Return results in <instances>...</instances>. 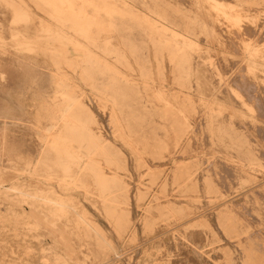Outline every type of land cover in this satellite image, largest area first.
I'll list each match as a JSON object with an SVG mask.
<instances>
[{"label": "rangeland", "instance_id": "1", "mask_svg": "<svg viewBox=\"0 0 264 264\" xmlns=\"http://www.w3.org/2000/svg\"><path fill=\"white\" fill-rule=\"evenodd\" d=\"M65 2L0 0V109L16 102L15 96L26 81L24 69L41 66L43 62L55 69L54 63L61 65L75 85L70 87L71 96L82 99L100 119L104 136L125 160L124 169L118 170V163L111 165L106 161L114 160L112 151L108 158L107 155L100 158L104 173L119 176L126 186V190L116 186L113 194L121 200L116 210L122 215L117 221L109 219L100 205L84 199V190L78 189L73 191L78 197L75 200L81 202L79 207L93 219L105 241L77 232L72 223H62L39 211H31L30 221L37 226L22 220L23 224L17 226L20 234L15 235L7 210H20L27 205L15 197L1 195L0 264H157V259L195 264L189 263L185 251L179 255L170 253L171 239L175 238L178 244L186 242L180 231L190 226L202 251L209 253L211 249L205 244L208 234L213 242L223 241L216 246L230 243L224 249L229 253L237 250L236 264L249 261L243 259L244 253L264 257V223H259L253 211V201L264 198V191L244 201L247 193L237 185L255 175L262 182L258 188L264 189V139L255 125L243 126L242 120L246 119L242 115L258 117L259 125H264V117L259 118V110L251 107L255 102L239 85L247 78H256L250 73L253 63L261 65L257 77L264 85V0ZM8 4L19 10L23 8L25 11L20 12L28 16L13 27L15 30L11 28L13 10ZM70 5L81 11L84 18L70 17ZM39 18L45 20L51 31L45 39H42L44 33H40L43 28ZM58 32L76 37L79 47L70 45ZM23 34L35 39L25 40ZM174 36L184 37L193 48ZM246 46L254 51H245ZM183 53L193 58L180 57ZM75 54L85 58L75 59ZM92 55L121 72H130L137 89L131 87L126 77L110 78L103 73V69L94 66ZM165 55L169 57H162ZM171 57L176 66L171 64ZM76 64L78 68L74 71ZM163 71L165 74L160 73ZM44 77L49 94L50 77ZM114 101L118 103L121 123L128 124L125 132L133 136L129 147L137 150V162L120 140L118 128L110 125V111L102 108V103ZM170 110L180 113L183 126L177 123L178 118L169 115ZM52 112L48 115L46 109V114H42L41 126L23 124L24 129L18 131H5L0 123V169L8 188L13 182H23L25 188L42 189L46 182L51 183L42 174H64L56 164L57 156L46 152L40 156L42 142L34 135L51 125L46 120L54 115ZM169 123L173 125L168 126ZM243 134L257 150V157L251 155ZM38 158H41L39 162ZM250 159H255L253 165ZM27 162L32 163L29 170H26ZM189 174L199 181L198 188L193 186ZM173 176L180 178L177 186L171 184ZM167 177L168 192L163 184ZM186 184L188 190L183 189ZM171 201L177 205L172 206ZM230 201L236 204L228 208ZM201 212L204 215H196ZM189 213L195 214L185 218ZM128 216L131 222L127 221ZM182 224L179 233H175L178 229L171 234L173 228ZM251 238H255L253 242ZM167 239L171 240L169 244L159 243ZM237 242L241 243L236 246ZM222 254L211 253L208 264H231Z\"/></svg>", "mask_w": 264, "mask_h": 264}, {"label": "bare ground", "instance_id": "2", "mask_svg": "<svg viewBox=\"0 0 264 264\" xmlns=\"http://www.w3.org/2000/svg\"><path fill=\"white\" fill-rule=\"evenodd\" d=\"M60 1L62 2V4L66 3L65 0H60ZM8 6L11 8V10H13L11 28L12 30H15V28L13 27L19 26V24L22 21H24L23 18L25 17L28 18V16L27 13L22 14L23 11H25L23 8H20V10L22 11L21 13L19 9H16L15 5L8 4ZM215 7L221 9L219 5H215ZM69 9L71 12L69 14L70 17H74L77 19L84 18V14H81V11L79 12L76 11V8H74L73 5H70ZM240 17L241 16H238V18ZM38 21L43 28V31H40V33L42 32L44 33L42 35L43 37L42 39H45L47 35L48 36L51 35L50 33L51 31L49 30L48 25H46L45 20L39 18ZM239 23L240 21L237 22L236 24ZM92 24L94 23L93 22L90 23L91 26ZM16 34L21 35L20 33H12V35H16ZM57 35L69 41L70 45L74 44L73 45L74 47H79L76 45L77 43V41L75 40L76 37L67 36L64 32H58ZM38 37L40 38V36ZM174 37L178 38L177 36ZM22 38H24L25 40L35 39L25 34L22 35ZM178 40H180L184 45L193 48L192 43H190L184 37L183 39L178 38ZM246 47L244 48L245 51H251V52L254 51L252 48L250 47L246 48ZM162 57L166 58L169 56L165 55ZM180 57L193 58V56H190L188 53H183ZM73 58L84 59L85 57H81L80 55L75 54ZM93 58L96 61L94 63V66L98 67L99 69H103L102 72L107 74L110 78L126 77L131 83V87L133 88L136 87L137 89L138 85L132 80V75L130 74V72L127 73L121 72L119 69H117L110 63L103 61L97 55H94ZM172 59L173 58L171 57V64L173 66H176V63H173ZM54 66L56 67V69L52 68V66L49 65L47 62H43L41 66H37V65L35 66L36 68L40 69L39 72L37 69H35V67L24 69L26 81H24L23 83V89L20 90L19 93L15 96L17 100L16 102L13 103V106L4 107V109H0V123L4 125L5 131L8 130L18 131L24 129L22 128L23 124H29V123L34 125L39 124V126H41L44 123L43 122L44 118L42 114L44 112L46 114V109H48V115H49L50 112H52L51 109L53 110L54 108H57L56 111L52 112L54 115H50V117L48 116L46 120L47 122H50L51 125L45 127V129H43V133L41 134L35 133L34 135L38 137V139L42 142V147L39 149L40 156L43 155V153L45 152L46 154H53L54 156H57L56 164L63 171L64 174L62 175L52 174V173L42 174L41 177H43V179L47 181H51V183L48 182V184H46L47 183L46 182L44 184L45 187L43 186L42 189L41 188L31 189L32 188L31 186L25 188L23 182H13L9 186L10 188H8V186L5 185L6 181H4V175L1 174L2 170L0 169V196L5 195L8 197H15L14 199L16 201L27 205V207L22 206L20 210L17 209L12 210L10 208L7 210L10 216L8 220L11 221V226L13 227V232H15L14 233L15 235L20 231L17 226L22 223V220L28 221L27 222L28 225L31 224L35 225V223H32L30 221L33 218L31 211L34 212L39 211L43 213L46 217H56L58 220L62 221V223L65 224L72 223L77 232L92 234L98 236L102 241H105V236L103 235L102 231L97 227L93 219L86 214V211L83 208L79 207L81 202L79 200H75L78 199V197L75 194H73V191L78 189L84 190V199L91 202L95 206L100 205L103 209L100 210L103 211V213L109 219L114 221L119 220L122 214L120 212H117L116 209L118 206L121 205V200L119 199L118 196H115L113 194L114 191L117 190L116 186H119L118 188L122 187V189L124 190H126V186L123 183V181L120 180L119 176L115 174L113 176H109L108 174L104 173L105 166L103 167V165H101L102 159L100 158L101 157L105 158L106 155L108 158L109 151H112L114 153V160L106 159V161L111 165H113L114 163H118L117 165L118 168H116L118 170L124 169V167L126 166L125 160L121 158L120 155H118L116 149H113L115 146L110 144L106 139V137L104 136L101 130L102 129L101 123L99 122L100 119L94 115V112L92 113V111L87 107V105L82 99L78 97L74 98L71 96L69 92L70 87L75 86L71 84L72 81V79L70 78L71 76H69L68 73L65 72L64 68H62L61 65L54 63ZM260 66L261 65H257L256 63H253L251 66L252 71L250 73H253L256 76V78L255 77L247 78L246 80L241 81L240 82L241 84H239L240 87L246 91L249 99L252 100V102H255V104L251 107H254V109L259 110V118L264 117V85H263V81L258 79V77L260 76L257 74ZM77 68L78 65L76 64L74 67V71ZM160 73L165 74L164 71ZM44 76L50 77L51 93L49 94L46 91L47 88H45L46 79ZM81 76H83V72H81ZM128 95L132 96V94H128ZM159 97L161 98L162 96L160 95ZM165 104L170 106L168 103ZM102 105H103L102 108H104L105 110L108 109L110 111V116L108 118L110 125L112 127L118 128L117 132H120L121 135L119 136L120 140L131 151V154L134 157V161L137 162V159H135L136 154H138L137 150L132 151V149L129 147L133 144V142H131L133 136L132 135L129 136L128 135L129 133L127 134L124 130L128 128V124L126 121H125L126 125L122 124L119 119V114L117 110L118 103L114 101V102H108L107 104L102 103ZM136 105L138 104L136 103ZM171 106L174 105L171 104ZM168 113L174 119L178 118L180 120L177 122L178 124H180L181 126L184 125V122L181 119L179 112L170 110ZM33 114L35 115V117L34 116L30 117ZM242 116L243 118L246 119V120H242L243 126L250 127L251 125L252 126L255 125L258 132L261 134V137L264 139V125H259L260 121L258 117L252 115L249 116V118H246L244 115ZM172 125L173 123L168 124V126H172ZM113 134L114 135L116 134L115 131ZM243 136L246 138V141L251 148L250 151L251 155L257 157L255 153L257 152V150L256 149L254 150V146L250 143L247 136H245L244 134ZM86 142H88L89 144L88 146L85 145ZM39 159L41 158H38V162L40 161ZM116 160H118V162H116ZM254 160L255 159L249 160L250 165L254 164L253 163ZM31 166L32 163L27 162L26 170H29ZM225 167L227 168V166ZM241 171L245 172L243 170ZM84 172H88L90 174H83ZM35 175L36 174H30L31 177H34ZM189 176L193 182V186L198 188L199 181L196 178H193V174H189ZM172 180L173 182L171 184L173 185L177 186V181L178 183H180V178H177L176 176H173ZM259 180L260 179L257 176L253 175L250 179L246 178V180L241 181L239 184H237L239 188L245 189L244 193H247L246 196L245 195L243 196L244 201L248 199H252L254 198V196L261 194L264 191V189L258 188L262 183ZM53 181L55 182V184L52 183ZM163 184L165 185L166 191L168 192V186L170 184L169 177L165 179ZM186 185L187 186L183 188L184 190L189 189L188 184ZM9 193H11L12 195H10ZM222 193L225 194L226 192L223 191ZM154 203H156V199L150 203L151 205L150 209H152V205ZM170 204L172 206L177 205L173 201H171ZM235 204L236 203L230 201V203L226 207L230 208L235 206ZM253 204H254L253 211L254 213L256 212V216L254 217L259 220V223L262 222L264 223V198L255 199L253 201ZM188 206L190 207L191 204H188ZM213 209L214 208H212L211 211ZM202 212L196 215H201ZM206 212L207 211L203 213ZM194 214L195 213L186 214L185 218L191 217ZM210 214H207L206 216ZM197 218L198 217H196L194 220H196ZM203 218L204 217H202V219ZM127 221L131 222V220H129V216ZM191 221L189 222L190 224L192 223ZM251 222L252 221H250L249 223L250 225ZM182 226L183 224L173 228L171 230L172 232L169 231V233L171 232L172 234L174 231L178 229L179 230L176 231L175 233H179L180 227ZM190 227H186L183 231L182 230L180 231V234L184 235V239L186 240V242L182 244H178L175 242V238L174 239L170 238L173 241L172 243H170L171 245L170 253L179 255L178 253L180 251H185L189 263L192 262L195 264H208V260L211 259V253H219V254L223 253L222 254L223 257L227 256L226 259L229 258V260H231V264H236L237 250H232L231 253H229L230 251L229 252L226 251L228 249H224V248H229V246L231 245L230 243H228L226 246H222V245L216 246V244H221L223 241L213 242V237L207 234L205 237V244H208V246L211 248L209 250V253H207L205 251H202L203 247H200L198 243L199 241L196 239L197 237L193 235L192 229H190ZM260 228H263V226ZM247 233L251 234L252 232L251 233L247 232ZM170 239H167V241L161 240L159 241V243H162V245L165 246L166 245L165 242L169 244V241H171ZM254 239L255 238H251L252 242ZM151 243L152 242H150V244ZM240 243L241 242H237L235 244L237 246ZM144 244H146V242ZM143 246L142 247L140 246L141 249L143 248ZM258 247H260V245H258ZM110 249L114 252V255H116L117 258H120L118 256V253L115 251L114 247L110 246ZM257 255L251 257L249 254L246 255L244 253L243 259L246 257L249 259V261L248 262L242 261V264H264V257H259ZM193 258H195V260ZM163 260L157 259L156 262L157 264H184L178 259L164 260V262H162ZM104 264H108V262Z\"/></svg>", "mask_w": 264, "mask_h": 264}]
</instances>
